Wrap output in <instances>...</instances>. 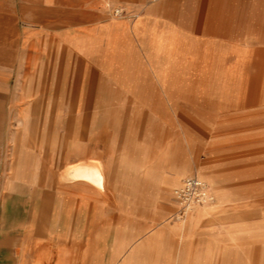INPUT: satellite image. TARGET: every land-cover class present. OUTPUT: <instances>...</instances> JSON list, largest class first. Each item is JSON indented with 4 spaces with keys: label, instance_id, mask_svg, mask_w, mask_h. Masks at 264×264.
I'll return each mask as SVG.
<instances>
[{
    "label": "rangeland",
    "instance_id": "374dc122",
    "mask_svg": "<svg viewBox=\"0 0 264 264\" xmlns=\"http://www.w3.org/2000/svg\"><path fill=\"white\" fill-rule=\"evenodd\" d=\"M12 4L10 20L0 12V183L16 167L45 183H67L79 161L107 171L105 192L88 185V235L62 245L60 264H264V0L112 3L146 33H188L182 57L147 34L126 59L110 47L86 59L70 28L38 34L44 13ZM176 174L207 182L206 214L183 206ZM133 224L140 235L119 234Z\"/></svg>",
    "mask_w": 264,
    "mask_h": 264
},
{
    "label": "crops",
    "instance_id": "0c3cea01",
    "mask_svg": "<svg viewBox=\"0 0 264 264\" xmlns=\"http://www.w3.org/2000/svg\"><path fill=\"white\" fill-rule=\"evenodd\" d=\"M121 1L127 0H21V11L24 14L30 11L44 13V23L40 25L38 34L41 32L47 35V29L50 28H70L68 33L74 39L68 43L69 48L86 59L95 49L103 47H110L113 53H118L125 59L139 58L141 45L144 44L141 40L147 34L150 38L154 36L157 41L158 36H161L159 42L172 53V57L184 56L182 49L188 38L185 29L169 22L159 34L157 28L146 33L148 29L142 21L132 24L110 13L112 3ZM12 10V0H0V12H4V17L8 20ZM149 12L152 17L149 20L156 26L158 16L151 13V7ZM71 21H76L77 27L83 30L73 29ZM52 34L56 37L60 32L52 31ZM195 41L203 43L205 40ZM28 42H31L30 39ZM100 162H76L65 168L64 175L80 164L89 167L95 165L96 168L100 167L104 176L102 188L89 180L45 183L32 177L23 181L16 179L20 175L19 167L13 168V179L0 183V264H60V256L56 253L60 252L62 245L74 243L78 234L88 235V203L97 202L88 196V185L100 192L107 189L106 167ZM181 177L180 174L172 177L170 185L173 190L182 188ZM78 209L79 213H83L81 220L84 221L81 222L79 231ZM191 210L192 216H202L209 210V203L196 204ZM138 218L133 216V219ZM152 220L156 218L150 217V221ZM119 234L136 237L141 234V229L133 224L132 227L122 228ZM126 244L127 241L117 240L116 256L122 254ZM45 252L52 254L47 256L52 259H46Z\"/></svg>",
    "mask_w": 264,
    "mask_h": 264
},
{
    "label": "built area",
    "instance_id": "2783aa9c",
    "mask_svg": "<svg viewBox=\"0 0 264 264\" xmlns=\"http://www.w3.org/2000/svg\"><path fill=\"white\" fill-rule=\"evenodd\" d=\"M122 9H116V13H121ZM177 197L184 207L191 208L196 204L205 203L210 199V189L205 180L199 175H191L183 181V186L176 191Z\"/></svg>",
    "mask_w": 264,
    "mask_h": 264
},
{
    "label": "bare ground",
    "instance_id": "6f19581e",
    "mask_svg": "<svg viewBox=\"0 0 264 264\" xmlns=\"http://www.w3.org/2000/svg\"><path fill=\"white\" fill-rule=\"evenodd\" d=\"M239 65V64H238ZM32 74V72H31ZM242 76V74H241ZM242 81V80H241ZM236 87V86H235ZM240 92V91H239ZM238 95V94H237ZM241 95V94H240ZM240 97V96H239ZM29 111V110H28ZM29 115V114H28ZM26 114L24 112H21V117H25ZM96 161V160H94ZM80 162V161H79ZM92 163V161H91ZM101 163V162H100ZM74 165V164H73ZM71 165V166H73ZM76 165V164H75ZM95 166V165H94ZM92 166H84L83 164H80L79 166H75V168H71L69 169L65 175H64V179L65 180H80V181H91L94 182V184H96L98 187L102 188L103 187V173L99 170V168ZM101 166V165H100ZM105 166V165H104ZM68 167H70L68 165ZM105 171V170H104ZM258 171V170H257ZM106 173V172H105ZM180 189V188H179ZM179 189H176L175 192ZM193 207V206H192ZM191 207V208H192ZM190 208V209H191Z\"/></svg>",
    "mask_w": 264,
    "mask_h": 264
}]
</instances>
